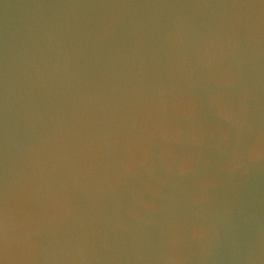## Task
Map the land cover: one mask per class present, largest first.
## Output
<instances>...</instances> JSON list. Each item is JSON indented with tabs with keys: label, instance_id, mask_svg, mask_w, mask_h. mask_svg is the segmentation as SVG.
<instances>
[{
	"label": "water",
	"instance_id": "obj_1",
	"mask_svg": "<svg viewBox=\"0 0 264 264\" xmlns=\"http://www.w3.org/2000/svg\"><path fill=\"white\" fill-rule=\"evenodd\" d=\"M0 264H264V0H0Z\"/></svg>",
	"mask_w": 264,
	"mask_h": 264
}]
</instances>
